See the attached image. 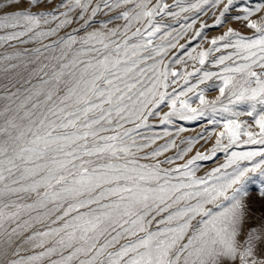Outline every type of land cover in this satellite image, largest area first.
Instances as JSON below:
<instances>
[{
    "label": "snow or ice",
    "instance_id": "6c2138e0",
    "mask_svg": "<svg viewBox=\"0 0 264 264\" xmlns=\"http://www.w3.org/2000/svg\"><path fill=\"white\" fill-rule=\"evenodd\" d=\"M0 30L39 44L0 96V264H264V0H0Z\"/></svg>",
    "mask_w": 264,
    "mask_h": 264
},
{
    "label": "rangeland",
    "instance_id": "374dc122",
    "mask_svg": "<svg viewBox=\"0 0 264 264\" xmlns=\"http://www.w3.org/2000/svg\"><path fill=\"white\" fill-rule=\"evenodd\" d=\"M171 3L172 0H169ZM246 2L251 3L252 0H246ZM181 21H183V14L181 16ZM179 26V25H175ZM241 32L246 35H251V29L244 28L241 22H237L233 25ZM222 31V30H217ZM215 32L209 33V35H215ZM0 35H4V31L0 30ZM181 43H184L182 40ZM205 47L207 45H204ZM39 47L38 43L34 44H26L22 45L16 41H9L5 43L3 40H0V96L5 95V85L9 87L10 90L15 91V87H20L21 89V99H23V88L27 87L25 84V80H31L33 84H37L38 81L36 79V71H34L33 67L27 64L28 57L25 55H18V53H23L25 48H28L30 51L35 53V48ZM6 58V59H5ZM35 59V55L32 57ZM9 64H17L18 66L13 70L9 68ZM7 69V71H5ZM215 70V69H213ZM194 82V81H193ZM211 83V82H209ZM15 86V87H13ZM203 87V85L201 86ZM206 95L209 98H214L218 95V92L215 90H209ZM8 103L6 99L0 98V109L4 107V105ZM246 106H241V108H245ZM167 110V109H165ZM241 119H249L246 116L241 117ZM251 123V120L249 119ZM0 123H3V117H0ZM178 127H183L185 131L177 133L176 129ZM165 129L167 132L171 133V136H164L163 140H158L156 145H152L153 148L157 147V145L163 144L165 140L175 138L177 143V148H170L169 151L165 152L159 159H164V157H174L179 148H183L185 145L181 143V141L185 140L187 137L194 136L196 133L203 131V127L196 122L189 121H174L172 125H156L154 128H150L147 130H142L144 134H164ZM219 130V129H217ZM199 145H197V148ZM261 147L260 145H237L234 146L231 151H248ZM194 149L193 151H195ZM148 151V150H146ZM141 155H143L141 153ZM228 154L224 152L218 153V155L209 161H203L201 163L200 170L197 172V175L203 176L205 172L209 171L213 167L218 166L221 163H224L226 160V156ZM142 163H148L151 161L142 160ZM183 161L177 160L176 163H182ZM247 163V162H244ZM167 167V165H165ZM230 171V169H229Z\"/></svg>",
    "mask_w": 264,
    "mask_h": 264
}]
</instances>
